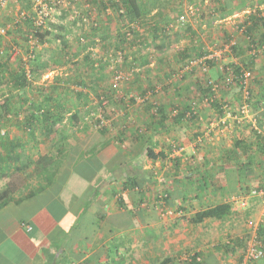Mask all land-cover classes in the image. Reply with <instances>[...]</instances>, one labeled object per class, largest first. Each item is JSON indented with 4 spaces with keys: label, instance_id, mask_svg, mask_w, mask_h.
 <instances>
[{
    "label": "crops",
    "instance_id": "crops-1",
    "mask_svg": "<svg viewBox=\"0 0 264 264\" xmlns=\"http://www.w3.org/2000/svg\"><path fill=\"white\" fill-rule=\"evenodd\" d=\"M87 1L97 9L101 1L108 0ZM178 1L138 0L141 7L148 10L145 21L148 25L138 32L162 25L173 11L180 14L187 7L194 12L198 10L197 0H194L196 3ZM211 1H220V6L211 7L210 13L218 14L224 9V13L231 16L244 12L255 1L258 16L264 17V0H240L239 5L227 0ZM203 2L207 4L208 0ZM107 5L105 9L96 10L99 22L110 31L117 30V24L111 19L115 13ZM10 10L7 7L2 12L0 25L11 20ZM24 27L17 25L10 31L18 35L23 29L26 33L28 28ZM84 34V37L93 36L91 31ZM67 39H71L73 49L74 39ZM11 40L17 41V38L11 37ZM115 40L110 45L112 48L117 45ZM158 44L157 41L152 57L149 46L143 48L140 44V48L136 43L133 46L128 43L126 50H134L136 46L138 49L130 51L135 54L126 56L125 65H117L131 74L117 93L111 90L112 63L109 69L88 75L92 90L78 87L77 92H89L90 99L93 95L113 94V98L109 97L110 103L103 102L105 108L97 109L94 100L85 108H76L80 112L92 111L94 115L101 109L105 111L108 131L104 135L87 122H81L80 127L85 130L77 133V141L80 147L82 145L78 147L82 161L93 156L89 151L95 149V156L104 162L90 179L69 174L59 200L48 191L23 202L18 199L26 191L11 195L13 200L0 210V264H67L80 260L87 264H161L167 258L171 259L167 264H185L195 255L201 264H240L244 246L239 239L249 234L248 221L258 220L262 209L259 197L246 195L254 189H264V76L261 74L264 64L261 67L260 60H256V64L250 61L254 68L262 71L259 69L249 83L253 96L251 109L241 122L230 119L225 125L219 124L227 105L229 111L237 115L242 92L234 88L220 93V103L202 108L196 119L178 120L181 111L188 110L191 100L206 93L199 79H191L196 71L178 75L181 80H191V88L175 80V74L186 60L169 57ZM72 49L67 53V62H77L80 67L83 58L80 54L74 59ZM49 50L53 52L44 45L38 54L49 53ZM108 55L104 59H108ZM95 58L100 59L101 55ZM212 67L209 79H220ZM74 69H68L70 75ZM77 72L81 78L84 71ZM65 75L66 72L59 69V76ZM149 84L163 87L157 96V106L162 113L158 116L151 114L150 103L138 104L132 99L143 94ZM9 138L23 143L28 140L20 131ZM71 140L73 138L65 143ZM34 143L29 140L27 144ZM105 143L107 147L101 149ZM173 144L183 147V151L175 152ZM28 155L31 153L27 152L24 158ZM35 184L36 180L33 186ZM162 195L168 197L166 207L181 211L182 217L162 216L154 209ZM243 195L247 197V205L242 209L234 199ZM222 205L230 208L221 218L209 214ZM193 218L199 222H191ZM258 235H264V228L258 230ZM250 264H264V260Z\"/></svg>",
    "mask_w": 264,
    "mask_h": 264
},
{
    "label": "trees",
    "instance_id": "trees-1",
    "mask_svg": "<svg viewBox=\"0 0 264 264\" xmlns=\"http://www.w3.org/2000/svg\"><path fill=\"white\" fill-rule=\"evenodd\" d=\"M84 1L86 3L88 2L87 0H84ZM203 1L204 0H200V3H203ZM194 2L195 1L192 0V3ZM107 3L110 5L111 8H113V11L115 15L117 16V18H119L118 20H120V24L123 26V29L116 33L115 41L117 45L113 48L109 46L108 44H105V43H108V41H106L107 38L104 35L100 34L99 35L100 36L99 40H101L100 49L104 47L102 49H104L107 52H108V49H111V50L113 49L112 51L114 52L119 51L121 53V58H122V62L120 65H125L127 61L126 59L127 57L126 55L124 56V53H125L124 47L128 46V42L126 41L130 40L129 42H131V44L136 43L138 46H140L141 44L143 45V48L149 46L150 40L148 41L146 37L142 36L141 38L138 36L136 37V39H134V36L137 35L138 33L137 28H139V26L143 24V22L147 21L146 12L148 10L145 7L142 8L138 0H108V1H103V2L101 1L96 10L97 11L100 10L99 8L105 9L108 6ZM93 4L96 5L97 2H93ZM91 6L94 7L92 4ZM220 11L225 12L224 9H220ZM180 14H178L177 17ZM65 16H66L65 18H67L66 14ZM96 16H98V14ZM166 17H169V16H166ZM60 19H63V16ZM71 24L75 25L76 27H79L77 37H79V39L84 37V34L81 33L83 29L82 27L84 26L82 25L77 26L73 20H71ZM261 25H264V17H261V18L252 17L251 24L246 29L247 33H251L252 31H255ZM97 26H98V23H97ZM168 26L164 22L163 25L155 26L151 30V33L154 37V39L152 38L151 39L152 40L159 39L158 46H159V49L163 51L167 50L172 45L173 40H174L172 35L167 34L165 31V27L168 30ZM61 28H63L62 33H64L66 36L71 33L70 27H67V28L61 27ZM91 28L95 29L94 27H91ZM97 29L98 28H96V30ZM128 33L131 34L130 38H128L127 36ZM50 35H51L50 31L43 30V31L37 32L35 34V38L39 43L43 44L47 42V38ZM57 37L55 36V39ZM262 39L264 40V34H261L260 42L263 41ZM25 41L26 40H24L25 46L22 48V53H25L27 51ZM68 44H69L68 39H64L63 41H61V47L59 48V51L57 53L58 54V59H57L58 64L53 63V65L55 64L54 66H59V64L60 65L68 64L67 52H66L69 49ZM97 44L100 45L99 41L97 42ZM258 44L260 43L257 41L256 46ZM11 47H9L7 50L4 48V50L9 51ZM251 48L253 49V47ZM235 49L236 47H234L232 51H234ZM180 56L179 58L185 61L190 58L189 57L190 51H182ZM9 60L10 59L8 55L0 56V83H4L6 81L11 80L13 91L15 92H12V94L5 95L4 99L0 102V129L2 127H6L12 124L11 122H8L5 119V117L7 116L15 117L16 119H18V123H17L18 125H16L19 128L18 130L23 131L22 134L28 137V140L25 141V143H23L18 139H14V140L10 139L8 137V132L5 129H4V133L0 134V180L8 178L12 173H22L23 172L24 174H26L24 176H27V174L29 175L30 173V175L34 176V179L36 180V184L33 188H30L25 195L21 196L18 199V202L29 200L46 191L50 192L54 196V198L59 200V195L61 194V191L68 180V176L70 174L69 171H74V173L75 171H77L81 178L87 180V179H90L94 175V172L98 171L101 168L104 162V160L102 159L100 160L95 156V152L97 153V151H94L95 149H91L89 151L92 153L94 158L93 156H91L90 158L85 159V160L83 159L82 161V153L79 154V148L77 146L73 147L71 145L72 146V147L70 146L71 149L65 148L64 146L65 141L68 140L69 138H72L74 131L77 133L78 132L83 133V131L85 130L84 127H80L81 122L89 123L96 131H98L102 135H104L108 131L107 129L108 117L104 116L105 111H102L103 109H101V112L99 114L102 117L101 120L105 121V125L101 126V124L99 123L100 120L99 121L96 120V115H94L95 114L94 112L86 110V109H83L80 112L76 108L78 106H82L83 108H85L89 106V103H91V101L93 100L96 101L97 109L98 107L105 108V106H103L102 103L107 102L108 104L111 102V99L109 97L113 98V94L109 92L103 96L93 95L94 98L90 99L89 92L86 93L84 91H80L76 94L75 96L76 99H74V102L70 104L68 101L69 99L68 96H71L70 95L71 91L68 89V85L69 86L74 85L75 87L78 86L80 88H83V90L91 89L90 84L92 82L88 80V75H92L95 73H101L105 71L107 68L110 67V63H112L113 66L116 65L117 67L118 63L111 62L107 58L104 59V57L102 56L96 62L94 60L92 61L90 56L88 57V55H86L85 59H83L84 62L82 63L84 72L81 73L82 74L81 78L79 77L80 75L78 72L76 74V71L78 70L81 71L80 67H78L76 63L74 64L72 63L73 65L71 66L73 68H76L72 72V75H68V73L66 72V75L63 76L64 79L61 80L62 85L59 84L60 79H56L57 83H55L51 89L46 90L43 88L35 87L37 86L36 80H38L37 78L38 76H40V72L42 73V71L47 68V65L43 64L42 57L39 56L38 53L34 57V59H32L31 62L29 63L30 72L32 73V79H33L32 82L28 81L25 78V74H24L25 69L23 67V63L21 62V60H16L13 62H10ZM15 62L17 65L16 68L11 69L10 68L11 66L9 67V64L15 63ZM213 64L214 62L208 61L209 66H213ZM243 67L244 69L250 70L249 64H246ZM117 69H120L123 71L121 66H118ZM58 70L59 69L54 68L48 71L58 72ZM240 71H241L240 68L234 67L233 73L238 76L240 74ZM44 73L45 72H43V74ZM112 73H113V70H112ZM219 76L221 79L222 78L221 73L219 74ZM55 78H53V80ZM220 79L218 80L208 79L207 81L210 80L213 83H217ZM233 85H237L240 91L242 92L241 87L236 83L230 86H227V87L223 86L220 88L217 97L214 98L213 102L210 103L209 108L213 104L219 103V99H218L219 94L223 90L225 91L227 89H230ZM154 86L155 84H149L148 89L144 91L143 94L138 95V96L143 97L149 91H153ZM162 88L163 87L161 86L159 92L157 94L152 95L151 101H146L141 104L150 103V105L152 106V109H153L152 101L156 103L157 105H159L157 101V96L159 93H161ZM202 88H203V91H205L206 93L204 96H207L210 93V88L207 85L206 81L204 83V86H202ZM58 90H60V92H58ZM93 91H95L94 88H93ZM112 91L114 93H117V91L116 92L114 90ZM248 92H249V96L247 98V102L250 105V99L253 96H251L250 89H248ZM108 94L110 95L108 96ZM241 100H242V95H241ZM190 103H192V100ZM23 105H25V107H23ZM250 108H251V105H250ZM262 108L264 109V104ZM227 110H230L228 108V105L225 108V112ZM185 112L186 111H181L180 115H178V120H188L189 121V120L197 118V116H191L190 118L185 119ZM151 114L155 116L162 114L160 113V107L158 108L157 106V111L152 112ZM19 115H22V116L19 117ZM64 123L66 124L68 123L69 126L68 127L65 126ZM38 134L43 136L44 143L48 142L51 145L57 144L55 146V149L54 147H52L54 149L53 152L49 153L48 151V152H45L46 154L37 153L33 157L28 156L25 158H21L22 156H20L19 152L24 148L25 144H27L29 140L30 142L35 141L36 143ZM258 135L260 136L261 133H259ZM260 137L263 138L262 135ZM106 144L107 143L102 145L101 149H104L105 147H107ZM77 156H78V159H77ZM85 171L87 172L84 173ZM11 195H12V191L9 188V186H6L4 189L0 191V210L13 200ZM164 200L167 202L168 197L165 196ZM229 208L230 207L228 205H222L220 207H216L212 209L211 211H209V214L215 218H221L223 215H225L229 211ZM194 219L195 218L191 219L193 223L199 222L198 219H195V220ZM239 240L243 242V246H244V240L243 239H239ZM197 258H198L197 255L191 256L190 261L185 264H201L197 261ZM170 262H171V259L167 258V259H164L161 264H167Z\"/></svg>",
    "mask_w": 264,
    "mask_h": 264
},
{
    "label": "rangeland",
    "instance_id": "rangeland-1",
    "mask_svg": "<svg viewBox=\"0 0 264 264\" xmlns=\"http://www.w3.org/2000/svg\"><path fill=\"white\" fill-rule=\"evenodd\" d=\"M227 1H228V3L233 2L236 5L240 4V0H227ZM178 2L181 3L184 1L180 0ZM196 4L197 5H195V6L198 10H196V12H194L195 14H193V15H187L186 16V22L183 25L177 26L176 28H174V30L170 29V31H168L165 27L166 33L169 35H172V37L174 39L172 45L169 47V49H167L165 51L166 54L169 57H171V56H178L179 57L181 55L182 51H190L189 57H200V56L208 54L209 51L210 52L214 51L215 49H217V47L219 45H221L224 41H226V39L230 38L236 43V45H235L236 49L234 51H231V53L223 56L221 61L218 64L214 63L213 67L209 66V69L206 73H200V72L196 71V76H192V77L190 76L191 79L192 80L193 79H199L200 83H202V86H204L205 81H207L209 78H211V76H210V73H212V72H210L211 67L213 68L212 71H214V73L220 74L219 67H223L225 69H229L230 71L234 72V67H238L241 70V69H244V67H243L244 65L249 64V69L251 70L254 77L257 75V72L259 69H260L259 71H262L261 68H259V67H258V69L254 68L252 66V64H250V61L255 63L256 60H258V61L260 60L261 61V67H262V64H264V47H263L264 43H262V42H264V40L262 39L263 41L260 42L261 34H264V25L259 26L255 31H252L251 33H247V30H246L247 27L251 24V18L252 17L253 18H261L257 14L258 10L256 9V2L252 1V3H250L251 7L246 9L244 12H239L238 14L233 15V16L227 15L226 13L220 12L218 10H217L219 12V13L217 12L218 14H214V13L212 14L209 12L210 9H212V8L216 9L217 7L220 6V1H214L213 2L211 0H208L207 4H205L204 2L200 3V0H197ZM19 5H20L22 10H26L28 8V0H18L17 3L10 4L8 7H10V9H11L10 11H11L12 15H14V12L16 11V6H19ZM171 14L172 15H170L169 17H166V19H164V22L166 23L167 26L171 23H174L175 19L177 18V15H178L176 11H173ZM65 17L66 16L63 15V19L56 18L55 22L47 24L46 30L50 31L51 35L47 38L46 45L48 47H51L53 49V52L51 53L50 50H49V53L44 51L42 53V55H40L42 57L43 64H46L47 68L44 69L42 71V73L40 72V76H38V78H37L38 80H36L37 86L33 85L35 87H39V88H43V89L48 90V89H51L55 83H57L56 79H60L59 84L62 83L61 80L64 79L63 76H61V77L57 76L53 81L41 83V81L39 80V77H41L43 72H46V71L48 72V70H51L54 68L55 69H62L64 73L67 72L68 75H70V73L68 72V69L71 70L72 63L71 64H64V65L59 64V66H54L55 64L53 65V63L58 64V60H57L58 54L57 53L59 51V45H61V41H63L64 39H67V38H73L74 39L72 41L73 44H75V45H73V49L70 45L71 39H69V44H68L69 49H68V51H66L67 53L70 52V48H71L72 49L71 55L74 57V59L76 58V56L78 57V55L81 54L83 59H85V56L88 55V57L90 56L92 61L94 60L97 62L99 60V58H95V55H101L102 57H107V55L111 52V49H108V52L105 51L104 49H102L104 47H102L100 49L101 40H99V37H100L99 35L100 34L104 35L107 38L106 41H108V43H105V44H108L110 46L112 44V42L115 40L114 38L116 37L115 36L116 33L120 29H123V26L120 24V20H118L119 18H117L116 15L112 16L111 19L113 22H115L117 24V30L114 28L111 31L108 28H106L105 25L100 24L99 16H95V22L98 23V26H96L95 29H90L91 26H87V25L82 27L83 29L81 28L82 29L81 33H83V34L84 33H90V31H91L93 36H91L89 34L88 36L82 37L81 38L82 40H80L79 37H77L79 27L72 25L71 24L72 19L65 18ZM105 17H107V15H105ZM144 25H148V24L144 22L142 27L140 25L139 28H145L146 26H144ZM61 27H64V28L70 27L71 33L66 36L64 33H62L63 28H61ZM24 28H26V27H24ZM96 28H98L99 30L98 29L96 30ZM139 28H138V30H139ZM151 30L150 29H148V30L143 29V31H141L140 33L138 32L137 35L134 36V39H136V37H138V36L141 38L143 36V37H146L148 39V41L150 40L149 41V47L151 48L152 53L149 56L153 57V55L155 56L154 49H156L155 46L157 45V41L159 39L158 40L157 39L152 40V39H154V37L151 33ZM13 32L14 31H10L9 34L6 36V38H8V39L10 38V40L0 39V42L2 43L3 47L6 50L11 46H17L22 50V48L25 46L24 37H23L25 34V31L23 29L19 30L18 35H16V33H13ZM175 35H176V37H175ZM55 36L56 37L58 36V37L55 39ZM11 37H16L17 41L11 40ZM98 41H99L100 45L97 44ZM129 41L130 40H128V43H129ZM257 41L260 44H258L256 46ZM13 43H15V44H13ZM11 44H13V45H11ZM131 45L133 46V44H131ZM127 47L128 46L124 47L125 48L124 56L126 55L127 57H129L132 54L133 55L135 54V53H131L130 51H137L136 49H138L134 46L135 47L134 50H132V49L126 50ZM251 47H254L255 50L259 51V53H257L256 55L250 54V51L252 49ZM95 49H97L99 52L97 53L95 51ZM75 54H77V55H75ZM184 59H186V58H184ZM83 62L84 61H82L80 63H83ZM74 63H77V62H74ZM80 63H79L80 70L84 71V69ZM16 66H17L16 62L9 64V67L11 69L12 68L15 69ZM107 69H109V68H107ZM58 72H59V70H58ZM177 74L178 73L175 74V77H177V78H175V80L179 79L180 80V81H178L179 83L183 82L184 85H189L190 88L192 87L191 80H188V78H186V81L181 80V78L178 77ZM261 74L264 76V69H263V72ZM214 75L215 74H213V76ZM252 81H253V78L251 79L250 82H252ZM106 83L108 86L109 85L108 81ZM154 83H155V79H154ZM161 84L163 85L164 83H161ZM231 88H234V90L239 89V87L237 85H233ZM68 89L71 91L70 92L71 96H68V98H69L68 101L71 104L72 102H74V99H76L75 96L78 93L77 92L78 86L75 87L74 85H70V86L68 85ZM248 89H250L249 85H248ZM162 90H163V88H162ZM12 92H15V91H13V86H12L11 80L6 81L4 83H0V102L4 99L5 95L12 94ZM58 92H60V90H58ZM219 103H220V101H219ZM23 107H25V105H23ZM20 116H22V115H19V117ZM5 119L8 122H11L12 124L9 126H6V127H2L0 129V134L4 131V129L8 132V137L12 136L14 134V132L16 133L17 131H20V134L23 133V131L18 130L19 128H18V126H16V125H18L17 124L18 119H16L15 117H11V116H7V117H5ZM51 137H52V135H51ZM72 138H73V140H71V142L64 143L65 148H69L71 145L73 147H75V146L80 147L79 141H77V132L74 131ZM37 139H38V141L34 144H25L24 148L22 149L23 151L20 152V156H22L21 158H24V155H27V152L31 153V155H28L31 157H33L37 153H45L48 151H49V153L53 152V150L55 149V146L57 145V144L51 145L48 142L44 143L43 136H41L39 134L37 136ZM86 141L87 140H85V142ZM52 147H54V149ZM81 147H82V145H81ZM83 147L86 148L87 146H83ZM33 149H37V150H33ZM96 154L97 153H95V155ZM86 172L87 171H85L84 173H86ZM69 173L72 174V173H74V171H69ZM75 173L79 174L77 171H75ZM24 175H26V174H24L23 172L22 173H12L8 178L0 180V191L4 187L9 186V188L12 191V195L16 196L18 194H23L24 191L27 192L30 188H33L34 187L33 182L35 180L34 176L30 175V173H29V175L27 174V176H24ZM22 188H23V190H22ZM17 190H18V192H17ZM182 216H183V213L180 217H182ZM186 216H188V215L186 214ZM180 258L184 259L185 256H181Z\"/></svg>",
    "mask_w": 264,
    "mask_h": 264
},
{
    "label": "built area",
    "instance_id": "built-area-1",
    "mask_svg": "<svg viewBox=\"0 0 264 264\" xmlns=\"http://www.w3.org/2000/svg\"><path fill=\"white\" fill-rule=\"evenodd\" d=\"M18 0H0V16L3 11H6L7 7L10 4L17 3ZM16 13L13 15L9 22L0 25V38L5 39L8 32L13 28H16L17 25L27 26L28 30L24 34V40H26L27 51L22 53V50L17 46H12L9 51H5L2 43L0 42V56H9V61L13 62L16 60H21L23 67L25 69L24 74L25 78L32 82V73L30 72L29 63L32 59L42 50V47L46 45L45 43H39L35 34L39 31L46 30L48 23H53L56 21V18H59L63 15H67V18L72 19L77 26H91L96 27L97 22H95V16L97 14L96 9L90 4L86 3L84 0H28V8L22 10L21 8H16ZM194 11L191 7H187L183 12L175 19L174 23H171L168 26V30L181 26L186 22L187 15H193ZM138 30V28H137ZM131 34H127L130 38ZM82 40V39H80ZM236 43L228 38L221 45L217 47L214 51H209L208 54L200 57H190L184 62V65L179 69L178 74L182 76L183 74L190 73L191 71H198L200 73H206L209 69L208 61H212L218 64L222 57L231 53L232 49L235 47ZM259 53L258 50L251 49L250 54L256 55ZM108 59L111 62L121 64L122 58L119 51H115L108 55ZM112 80H111V89L119 91L120 87L127 83L130 80L129 73H125L117 67L112 68ZM57 71H48L45 72L39 80L41 83H46L52 81L59 72ZM219 72L222 75V78L217 82L213 83L212 81H206L207 85L210 88V93L207 96L199 97L194 99L193 102L189 105V110L185 112V119L190 118L191 116H199V111L203 108H209L213 99L217 97L221 87L230 86L232 84H238L242 89V100L237 109V115H233L232 112L227 110L224 114V117L220 118L219 124L225 125L226 121L233 119L237 122H241L246 116L250 113V105L247 102L249 96L248 85L253 78V74L250 70L241 69L240 74L237 76L229 69L219 67ZM153 91H149L143 97L137 96L133 97L134 101L138 104L144 103L146 101L152 100V95L157 94L160 90L159 85L153 87ZM105 103H102L104 105ZM153 109L152 112L157 111V104L152 101ZM101 110L96 115V120H100L99 123L101 126L105 125V121L101 120L100 113ZM96 128V127H95ZM174 151L181 153L183 147H179L177 144L172 146ZM257 196L261 199L262 209L261 215L258 220L248 221L250 232L245 237L243 255L241 257L240 264H250L251 262L264 260V235L259 237L258 230L264 228V189H254L250 191L246 196ZM247 197L240 196L234 199V202L240 208H246ZM165 196L162 195L159 197V200L154 205V209L160 213L162 216L171 215V216H180L182 215L181 211L174 209L173 211L166 207V201L164 200ZM67 264H87L85 261L69 262Z\"/></svg>",
    "mask_w": 264,
    "mask_h": 264
}]
</instances>
